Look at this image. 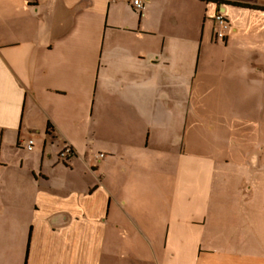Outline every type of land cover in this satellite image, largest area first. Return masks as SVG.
<instances>
[{
    "label": "crops",
    "instance_id": "1",
    "mask_svg": "<svg viewBox=\"0 0 264 264\" xmlns=\"http://www.w3.org/2000/svg\"><path fill=\"white\" fill-rule=\"evenodd\" d=\"M132 1L0 0V264H264L259 176L176 125L263 104L264 0Z\"/></svg>",
    "mask_w": 264,
    "mask_h": 264
},
{
    "label": "rangeland",
    "instance_id": "2",
    "mask_svg": "<svg viewBox=\"0 0 264 264\" xmlns=\"http://www.w3.org/2000/svg\"><path fill=\"white\" fill-rule=\"evenodd\" d=\"M245 98L248 102L258 101L259 98H263V104L238 107L236 109L237 117H242L243 120H233V118H236L234 116V107H225V112L222 115V113L219 114V110L217 111V107L199 106L197 107V114L194 115L192 119L189 117V119L186 120L184 117L180 122L176 123V125H181L182 131H185V135H183V144L186 145V151L188 153L203 152L204 150L199 146L200 141H202V146H209V152L212 155H206V151L204 155H199L213 160L214 164H216L214 183H216L217 179L221 177L217 164L223 158V160L229 159V162H226V164L231 167L228 173L234 184L239 183L240 178L243 179L244 177L247 180V183H250L255 176H259L258 182L255 180L253 183L256 185L261 184L260 190L263 188L264 191V165L257 170H254L253 167H249L245 170L244 168L239 169L237 164L249 149L259 148L264 145V89L263 92L262 90H247ZM216 117L218 120L222 117L225 118V120L214 122L213 119ZM210 126H213V130H211ZM192 143L194 144L193 146H191ZM214 143L216 144V147L222 149L221 153L218 149L212 148ZM195 145L197 150L193 151ZM188 160L189 156L184 154V166L181 167L184 168L183 172H185V170L187 172V169H189L185 166V163ZM257 173L259 175H257ZM179 179H181V174ZM171 183L174 186V177L172 178ZM169 193L175 195V188H173L172 191H168V194ZM215 193L225 194L224 190L216 186V184Z\"/></svg>",
    "mask_w": 264,
    "mask_h": 264
},
{
    "label": "built area",
    "instance_id": "3",
    "mask_svg": "<svg viewBox=\"0 0 264 264\" xmlns=\"http://www.w3.org/2000/svg\"><path fill=\"white\" fill-rule=\"evenodd\" d=\"M144 1L145 0H133L132 5L136 10H140L144 7ZM230 31V25L228 24V21L226 20L223 13L218 12L215 16V26L213 29V38L217 42H224L226 38L228 37V33ZM34 145L33 140H30L27 143V148L32 149ZM75 154L74 149L69 145H64L63 150L60 154V158H67L69 156H73ZM99 157H104L103 154H99Z\"/></svg>",
    "mask_w": 264,
    "mask_h": 264
}]
</instances>
